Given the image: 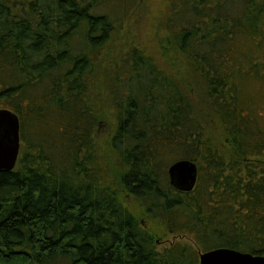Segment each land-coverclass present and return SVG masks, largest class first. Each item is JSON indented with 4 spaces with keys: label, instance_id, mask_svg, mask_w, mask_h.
Wrapping results in <instances>:
<instances>
[{
    "label": "trees",
    "instance_id": "obj_1",
    "mask_svg": "<svg viewBox=\"0 0 264 264\" xmlns=\"http://www.w3.org/2000/svg\"><path fill=\"white\" fill-rule=\"evenodd\" d=\"M140 2L0 0V108L21 125L17 164L0 171V264H199L220 247L264 255V0H171L173 44L205 103L128 49L108 84L117 115L104 165L107 85L95 69ZM178 160L198 166L190 191L171 184Z\"/></svg>",
    "mask_w": 264,
    "mask_h": 264
},
{
    "label": "rangeland",
    "instance_id": "obj_2",
    "mask_svg": "<svg viewBox=\"0 0 264 264\" xmlns=\"http://www.w3.org/2000/svg\"><path fill=\"white\" fill-rule=\"evenodd\" d=\"M170 2L171 0H142L126 19L123 27L114 34L112 41L96 66L97 79L101 80L97 81L107 85V88L105 87L101 91L104 100L101 108L104 116L96 131V142L104 165L107 160L105 156L107 140L111 139L115 131L117 115V109L109 98L108 84L115 65L128 49L134 46L143 48L154 57L160 68L177 81L189 84L191 88L190 97L201 109L205 103L204 89L201 84L195 83L191 64L185 56L176 50L173 44V34L167 25ZM206 123L208 133L213 135V138L218 139L221 136L219 126L214 130L217 124L213 119L210 122L209 120L206 121ZM106 175L108 179L112 178L111 169L106 170ZM125 203L137 215L140 213V209L132 197L125 196ZM143 222L146 224L145 220ZM173 240L172 235L163 238L159 240V247L169 245Z\"/></svg>",
    "mask_w": 264,
    "mask_h": 264
},
{
    "label": "water",
    "instance_id": "obj_3",
    "mask_svg": "<svg viewBox=\"0 0 264 264\" xmlns=\"http://www.w3.org/2000/svg\"><path fill=\"white\" fill-rule=\"evenodd\" d=\"M20 118L7 108H0V171L15 168L21 149ZM171 184L190 191L198 179V166L191 160H178L168 168ZM199 264H264V255L231 248H215L200 252Z\"/></svg>",
    "mask_w": 264,
    "mask_h": 264
}]
</instances>
